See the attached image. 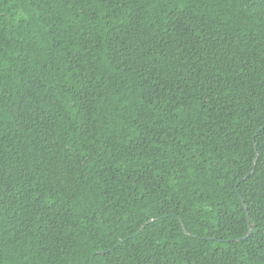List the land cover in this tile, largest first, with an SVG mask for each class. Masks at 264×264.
Segmentation results:
<instances>
[{"label":"trees","instance_id":"obj_1","mask_svg":"<svg viewBox=\"0 0 264 264\" xmlns=\"http://www.w3.org/2000/svg\"><path fill=\"white\" fill-rule=\"evenodd\" d=\"M0 264H264V0H0Z\"/></svg>","mask_w":264,"mask_h":264}]
</instances>
